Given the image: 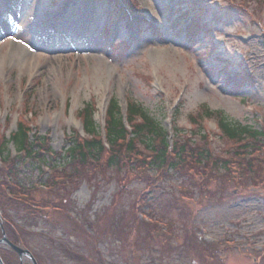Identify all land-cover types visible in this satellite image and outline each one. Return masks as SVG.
I'll return each instance as SVG.
<instances>
[{"label":"rangeland","instance_id":"obj_1","mask_svg":"<svg viewBox=\"0 0 264 264\" xmlns=\"http://www.w3.org/2000/svg\"><path fill=\"white\" fill-rule=\"evenodd\" d=\"M7 1L0 0V148L23 121L60 153L68 134L85 139V106L102 135L99 107L117 99L141 104L173 133L175 150L173 167H151L153 154L136 140L126 156L118 148V168L90 161L73 177L46 165L41 174L28 160L14 173L0 156V195L11 197L0 199V238L4 231L36 264H264V0H12L18 12L27 9L11 23ZM81 1L94 16L93 42L83 37L58 52L33 47L32 11L55 24ZM220 115L263 135L230 139ZM16 182L37 189L24 195ZM0 258L20 264L5 244Z\"/></svg>","mask_w":264,"mask_h":264},{"label":"trees","instance_id":"obj_2","mask_svg":"<svg viewBox=\"0 0 264 264\" xmlns=\"http://www.w3.org/2000/svg\"><path fill=\"white\" fill-rule=\"evenodd\" d=\"M191 32H193L192 29L189 30V33ZM244 75L246 77V73ZM203 109V114L208 117L213 115L218 116L219 114L218 111L213 112L206 107H203ZM125 111L126 121L130 129H127L124 125L119 101L117 99L112 100L106 110L104 127L105 137L103 138L99 132L97 123L93 119V108L89 105L85 106L81 110L80 115V120L83 124V134L86 135L85 139L81 137L76 139L74 137L75 135L72 133L68 134L66 146L60 153H53L47 137L45 135H37L31 131V127L25 125L23 121H21L16 125V130L10 133L8 139L2 143V147L0 148L1 159L3 161L11 159L14 162V165L10 167V170H13L14 173L17 171L16 168L18 165L28 160L31 161V164H34L35 168L41 174L45 173L42 168L46 165L49 167H47V169H51L55 174H60L61 177L65 175L73 177L80 174L82 167L86 168L90 165V161L96 162L105 160L107 166L118 168L123 164L122 155L118 148L123 146V156H126L125 152H134L135 145L133 142L137 140L153 154L149 162L151 167L156 166L159 169L164 166H168L169 168L173 167L174 163H171L173 159H171L170 154L174 152L175 147L170 145L168 140L169 133L164 125L155 121L139 103L127 101ZM219 118L218 128L230 139H237L248 135L257 138L263 135L261 129H256L250 125H241L222 115H220ZM10 143L15 149L14 155H12L11 151L8 149ZM49 156H52V164L50 163L51 160ZM175 156H177V159L180 158V154H176ZM67 168H69L68 171H66ZM11 178L12 174H9L6 179L8 184ZM56 184L58 183H55V185ZM3 185H6V182ZM15 187L18 193L24 195L33 191V189H37V187L34 186H26L23 182H16ZM11 188L6 185V187H4V192L5 190L10 191ZM0 199H6L11 202L9 200L11 197H6L3 191L0 195ZM2 224L4 229L7 230L10 238L15 239V228H13L12 225L9 226L8 223ZM11 253L12 252L9 251L4 254L10 256Z\"/></svg>","mask_w":264,"mask_h":264},{"label":"bare ground","instance_id":"obj_3","mask_svg":"<svg viewBox=\"0 0 264 264\" xmlns=\"http://www.w3.org/2000/svg\"><path fill=\"white\" fill-rule=\"evenodd\" d=\"M75 5L76 6H74V8L71 11L65 14L64 18H61L55 24H53L52 21H50L51 19L45 16L44 13L32 11L30 14V22H32V24L30 23V29L28 33L33 47L37 49L43 48L44 50L46 49L47 51H49L50 49L52 52H58L60 50H67L68 48H70V46L75 45V42L81 41V39L83 41V37L86 43H88L89 41L91 42L93 40V36H92L93 34H91V32L89 31L91 27L89 26L90 23L88 22H91L92 21L91 19H93L94 16H92V14L91 15L89 14L88 5L82 4V1L79 2V4L76 3ZM15 6L14 5L9 6L10 10L12 11L13 20H15V17L18 16L21 19H23L22 17L25 15V11L27 7H24L22 9L19 8L21 10L19 12V15L18 12L16 15H14L16 11ZM148 12L149 14L150 13L152 14L150 10ZM10 20L12 21V19ZM0 24L5 26L4 20L0 19ZM44 25L47 26L46 27L47 30L43 34L42 27ZM58 25H59V30L57 29ZM48 28H53V29H48ZM81 48L92 51L94 50L95 47L94 44H92V46L90 47L84 46ZM16 50L17 49L12 51L14 57L16 56L17 51H21V50H17V51Z\"/></svg>","mask_w":264,"mask_h":264},{"label":"water","instance_id":"obj_4","mask_svg":"<svg viewBox=\"0 0 264 264\" xmlns=\"http://www.w3.org/2000/svg\"><path fill=\"white\" fill-rule=\"evenodd\" d=\"M104 116V115H103ZM5 244L7 247L11 248V250L15 251L20 259V264L23 262L25 258H28L31 264H36V260L34 256H32L31 252L27 248H22L16 244L11 243L7 236H5L4 231H2V238H0V246ZM0 264H4L2 258H0Z\"/></svg>","mask_w":264,"mask_h":264}]
</instances>
